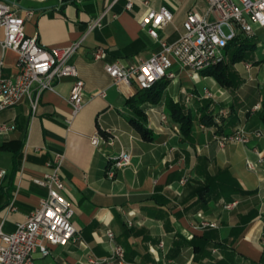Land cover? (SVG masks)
<instances>
[{"label": "crops", "instance_id": "obj_1", "mask_svg": "<svg viewBox=\"0 0 264 264\" xmlns=\"http://www.w3.org/2000/svg\"><path fill=\"white\" fill-rule=\"evenodd\" d=\"M129 1L131 11L125 8ZM144 1L148 4L143 5ZM0 2H8L19 14L33 11L25 22V34L46 48H63L85 36L71 58L84 83V104L74 117L68 103L72 78L55 81L52 90L44 91L35 112L30 98L0 111V124L15 126L0 134V168L7 171L0 183V229L13 233L34 211L46 190L32 180L48 173V165L60 157L64 194L83 239L81 244L50 247L46 257L36 254L34 264H89L91 256L109 258L112 246L107 231L123 248L127 264H264V166L257 163L260 156L264 158V137L223 148L212 137L231 134L238 127L264 131L260 110H253L261 105L264 81L258 85L248 79L264 62L246 64L251 74L234 65L237 88L225 89L212 100L204 93L215 96L220 87L211 77H191L177 66L172 69L175 78L166 80L156 103L134 85H114L104 71L106 62L139 63L158 50L157 42L139 25L148 9L165 7L172 13V22L158 33L162 41L173 43L190 11L205 12L204 0ZM102 15V28L86 35L88 22ZM3 39L0 28V43ZM98 47L106 50L105 60L93 59ZM0 60L1 75H14L17 54L9 49L2 52L0 47ZM101 92L105 95L100 96ZM168 103L178 104L195 119L189 139L171 122ZM205 104L213 119L219 109H227L229 115L207 127L197 121ZM134 121L142 122L153 139H142ZM95 134L113 140L112 144L94 147L90 140ZM122 152L130 156V164L109 178L108 160ZM247 161L253 170L247 168ZM221 171L231 174L247 193L233 198L237 204L231 210L224 209L231 203L224 195L211 196L205 205L194 193L207 176ZM184 176L188 181L181 186ZM202 220L216 221L218 228L200 230ZM194 242L201 248H194Z\"/></svg>", "mask_w": 264, "mask_h": 264}, {"label": "built area", "instance_id": "obj_2", "mask_svg": "<svg viewBox=\"0 0 264 264\" xmlns=\"http://www.w3.org/2000/svg\"><path fill=\"white\" fill-rule=\"evenodd\" d=\"M206 10L203 14L190 11L182 23V33L178 40L166 43L159 38V31L170 24L172 13L165 7L158 10L148 9L141 17L139 25L147 35L157 42L158 50L139 63L122 64L118 61L104 63L105 73L114 85L136 86L141 90H149L162 80L175 78L174 66L186 70L189 75L196 76L202 71L221 63L224 59V48L238 34L248 38L255 37V28L264 30V0H204ZM148 2L144 1L143 5ZM133 3L126 4L131 11ZM31 10L18 13L8 2H0V28L4 31V39L0 43L1 51L12 50L17 54L16 72L10 77H3L0 60V111L15 107L23 99L30 98V107L35 112L41 94L53 89V83L64 78H72L68 103L74 117L84 104V83L78 77L76 67L71 58L81 47L85 36L63 48H46L36 37L25 34V22L33 17ZM104 15L91 20L87 24L86 35L103 26ZM107 52L98 47L93 52L95 61L105 60ZM249 69L250 66L246 65ZM104 96V92L99 94ZM211 95L205 92V98ZM259 109V105L253 110ZM203 128V125L201 126ZM15 129L14 125L0 124V134H7ZM213 139L223 148L227 144H247L250 138L261 139L263 130L246 131L243 127L236 128L229 135H212ZM94 147L100 144H112L113 140L102 139L98 134L91 137ZM257 163L264 166V158L259 157ZM130 164V156L120 153L108 160L107 176L113 178L117 170ZM62 160L56 157L48 165L49 172L32 182L46 190V196L27 219L16 225L13 233L6 234L0 229V264H34V256L49 255V248L65 247L70 243H82L80 232L72 221L73 210L70 201L65 197L66 187L62 176ZM247 168L254 166L247 161ZM7 175L0 168V183ZM186 176L179 181L181 186L187 183ZM237 202L224 205L231 210ZM200 230L217 229L216 221L202 220ZM106 237L112 246L109 258L88 257L89 264H127L124 250L114 243L112 232L107 231Z\"/></svg>", "mask_w": 264, "mask_h": 264}, {"label": "trees", "instance_id": "obj_3", "mask_svg": "<svg viewBox=\"0 0 264 264\" xmlns=\"http://www.w3.org/2000/svg\"><path fill=\"white\" fill-rule=\"evenodd\" d=\"M63 3H75L76 0H62ZM255 37L248 38L242 34H238L233 40L227 43L224 48L225 61L212 66L200 74L202 76L211 77L222 88L236 89V78L234 77L233 66L239 63H252L254 65L264 62V57L257 58L256 53L258 51V45L254 41ZM167 84L166 80L159 81L149 90H141L136 86L135 88L140 92H144L146 99H149L152 103H156L161 98V94ZM234 91V90H233ZM168 114L172 123L179 127L180 133L184 139H189L194 118L191 115L183 113L182 108L178 104L168 103ZM260 119L264 122V97L261 99V110L259 113ZM199 123L204 124L207 127L214 126V119L209 110V104H205L199 110V117L197 120ZM135 130L139 136L144 140H152V133L143 125L142 122L134 121ZM229 135V134H228ZM18 151L16 157H18ZM194 193L197 195L198 200L207 204L208 199L213 195L225 196L228 202H233L235 197L244 196L247 193L242 191L241 187L237 183L236 179L227 171L218 172L214 176H207L206 183L195 189ZM255 214V213H254ZM254 214L248 216L246 220L254 217ZM194 248H201L194 242Z\"/></svg>", "mask_w": 264, "mask_h": 264}, {"label": "rangeland", "instance_id": "obj_4", "mask_svg": "<svg viewBox=\"0 0 264 264\" xmlns=\"http://www.w3.org/2000/svg\"><path fill=\"white\" fill-rule=\"evenodd\" d=\"M255 38H254V41L257 43V45H258V51H257V55L258 56H256L257 58H259V57H261L262 55H263V50H264V30H261V29H256L255 28ZM225 58H226V56H225V52H224V59H223V61H225ZM222 61V62H223ZM242 64V65H241ZM244 64V65H243ZM246 64H248V63H239V65H237V68H239L240 66V68L241 69H245L244 71H247L248 72V74L250 73L249 71H250V69H247L246 68ZM254 65V64H253ZM243 67V68H242ZM251 74V73H250ZM252 77L250 76L249 78L246 76L245 78H248V79H250V81H252V83L253 84H257L258 82H260V81H264V66L262 67L261 66V68H258V71L257 72H253L252 74ZM213 79V78H212ZM214 80V79H213ZM247 80V79H246ZM186 82H188L187 80H185ZM261 83H258V85H260ZM203 85V84H202ZM202 85H200V87L202 86ZM218 88L220 87V86H217ZM224 89V90H223ZM209 90V89H208ZM223 91H226L225 90V88H222V87H220V92H216V94H215V96L213 95V93H211L210 91H206L207 93H209L210 95H211V97L210 98H206V99H208V100H212V99H215V97L216 96H220V94H221V92H223ZM204 95H205V93H204ZM264 97V96H263ZM222 107H224V106H222ZM257 110H261V105H259V109H257ZM215 113H216V115H214L215 116V120H214V122H215V124H219V123H221V119L223 118H226L228 115H229V111H227V109H219V110H217V111H215ZM247 131V130H246Z\"/></svg>", "mask_w": 264, "mask_h": 264}]
</instances>
